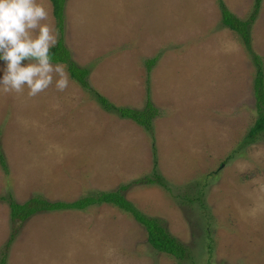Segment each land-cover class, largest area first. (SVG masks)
I'll return each instance as SVG.
<instances>
[{"label": "rangeland", "instance_id": "374dc122", "mask_svg": "<svg viewBox=\"0 0 264 264\" xmlns=\"http://www.w3.org/2000/svg\"><path fill=\"white\" fill-rule=\"evenodd\" d=\"M222 1L245 20L254 0ZM37 3L55 30L50 1ZM218 4L66 0L64 45L89 69L91 89L120 108L140 110L150 100L158 115L147 133L103 111L93 92L69 79L57 91L55 75L36 97L27 89L0 93V260L177 264L111 206L38 212L22 222L1 200L72 202L128 186L124 197L190 249L181 264H264V138L241 146L257 115L255 67L221 26ZM251 38L264 68V0ZM156 56L147 72L145 62ZM5 66L0 61V78ZM156 175L166 190L145 182Z\"/></svg>", "mask_w": 264, "mask_h": 264}, {"label": "trees", "instance_id": "16d2710c", "mask_svg": "<svg viewBox=\"0 0 264 264\" xmlns=\"http://www.w3.org/2000/svg\"><path fill=\"white\" fill-rule=\"evenodd\" d=\"M49 1L51 4L52 17L54 18L56 25L55 30L58 32V42L56 46L50 50L53 65L59 64L64 66L70 81L77 83L84 91L93 92V96L103 111L114 114L120 119L130 120L147 133L152 131V122L155 117H157L158 110L151 104L150 100H147L145 106L140 110L128 107L120 108L119 106L110 103L95 90L93 91L91 89L87 80L89 69L77 65L72 59L70 51L64 45L63 26L66 0ZM261 1L262 0L253 1L252 12L247 19L243 20L235 16L225 6L222 0H218L221 26L236 35L238 41L246 50V55L251 59L253 66L255 67L252 89L255 103L254 107L257 115L253 119L251 127H249L245 134L241 146L256 143L264 138V68L261 58L252 48L251 38L252 24L259 14ZM157 57L158 56L145 62L147 72L157 61ZM2 157L3 155L0 152L1 164ZM2 166H5V163ZM145 182L149 185H157L165 190L167 189L160 175H156L154 179L145 178ZM127 188L128 186H121L116 191H98L94 194L80 197L72 202H50L38 196L32 197L23 204L16 203L11 197H9V199L2 197L1 200L8 203L11 219L22 222L38 212L65 210L86 211L91 207L108 205L131 216L136 222L141 224L146 231L147 243L157 253L163 254L177 264H181L184 260H187L190 257V249L168 232L165 223L162 220L145 216L137 207L129 202L122 194ZM0 264H5V254L0 260Z\"/></svg>", "mask_w": 264, "mask_h": 264}, {"label": "clouds", "instance_id": "9594fccd", "mask_svg": "<svg viewBox=\"0 0 264 264\" xmlns=\"http://www.w3.org/2000/svg\"><path fill=\"white\" fill-rule=\"evenodd\" d=\"M49 13L37 0H0V60L5 62L0 93L36 97L53 85L64 91L68 77L62 65H53L50 50L58 32L47 23ZM24 61H28L24 64Z\"/></svg>", "mask_w": 264, "mask_h": 264}]
</instances>
